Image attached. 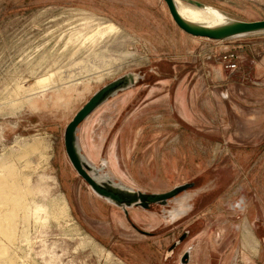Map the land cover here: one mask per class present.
Wrapping results in <instances>:
<instances>
[{"label": "rangeland", "instance_id": "obj_1", "mask_svg": "<svg viewBox=\"0 0 264 264\" xmlns=\"http://www.w3.org/2000/svg\"><path fill=\"white\" fill-rule=\"evenodd\" d=\"M200 1L234 20L264 19V0ZM86 20L119 28L100 46L80 48L69 38ZM110 54L105 67L74 68ZM52 67L73 74L30 92ZM129 71L144 75L142 84L82 123L83 151L136 189L195 184L165 206H133L127 216L78 175L63 134L97 89ZM3 180L2 195L47 213L20 210L16 240L0 233L8 250L0 264H182L187 250L189 264H264V32L194 36L164 0H0Z\"/></svg>", "mask_w": 264, "mask_h": 264}, {"label": "water", "instance_id": "obj_2", "mask_svg": "<svg viewBox=\"0 0 264 264\" xmlns=\"http://www.w3.org/2000/svg\"><path fill=\"white\" fill-rule=\"evenodd\" d=\"M164 1L166 2L175 23L182 30L194 36L213 40H225L241 35L264 32V19L253 21L231 19L218 26H208L185 19L179 13L175 0ZM185 1L198 7H204L207 4L200 0ZM143 78L144 75L140 72L129 71L102 85L75 113L73 118L66 125L63 134L66 154L78 175L86 181L95 194L122 208L127 216L128 209L133 206L141 207L143 209H149L155 204L165 206L170 200L176 198L189 188H192L195 184L194 181L185 182L164 192L136 189L115 179L106 171L107 166L105 164L96 165L83 151L80 142L82 123L112 98L136 87ZM136 228L145 235H153V232L151 231L140 229L138 227ZM185 236L186 233L180 236L178 241L173 243L168 249V252H173L174 248L185 238ZM189 261L190 251L187 250L181 257V263L189 264Z\"/></svg>", "mask_w": 264, "mask_h": 264}, {"label": "bare ground", "instance_id": "obj_3", "mask_svg": "<svg viewBox=\"0 0 264 264\" xmlns=\"http://www.w3.org/2000/svg\"><path fill=\"white\" fill-rule=\"evenodd\" d=\"M175 2L177 4V8H178L179 13L185 19H187L191 22H195V23L203 24V25H208V26H218V25L224 24V23L228 22L229 20H231V18H229L218 7L210 5V4H206V6H204V7H198V6H195L193 4L186 2L185 0H175ZM92 25L93 24H92L91 20H86L85 22L82 23L81 27L71 31V35H70L69 40H72L73 38L80 39V48H86V47H87V49L96 48L97 46H100L102 44L103 39H104L103 37H105L107 33H113L119 28V27L117 28V26H115L112 22L111 23L108 22L105 26H102L101 23H97L96 27H93ZM95 37H100L102 39L100 41H97V40L95 41ZM88 42H92L93 44L86 45V43H88ZM104 43H106V42H104ZM102 47H103V45H102ZM99 51L101 52V50H99ZM103 52H105V51H103ZM76 53H77V51H76ZM77 58H78V56H77ZM112 58H113V55L111 56V54L107 55L106 58L103 55H99V57L97 59H95V61H92L91 64L87 63L86 60H82L83 62L82 61L75 62L74 68H76V69L78 68L80 70L82 68L87 67L88 65L92 66V68L93 67L100 68L102 66L105 67L108 65V62L110 61L109 59H112ZM78 60H79V58H78ZM68 63H70V62H68ZM51 65L52 64H50V66ZM71 73L73 74V72L71 71L68 74L65 73L66 74L65 75L64 71H60L59 69H56L54 67L49 68L47 70V72H45V73L42 72L41 74L37 75V79L34 82V84L30 87L29 91L35 92V90L42 89L45 86H52V87L58 86L59 87V85L63 84L61 81H63L64 78L70 77V75H72ZM27 91L28 90L24 89V93ZM17 94H19V93H17ZM31 96H32V94H31ZM27 100H28V98H27ZM6 182H7V180H3V182L0 184V198L1 199L4 198V200H6L3 202H2V200H0V233H2L7 240L14 242L16 240V236H17V233H16L17 228H18L17 222H18L20 210H22L25 217L27 216V213L30 211L33 212L37 217L38 214H42L43 211L46 212L47 209L43 205L37 204L34 202H33V204H29L26 201H24L23 199H22L23 201H18L17 196H15V198L12 199L11 198L12 196H10V195H8V196L2 195V193H3L2 188L4 186H6V185H4V183H6ZM9 187L10 188L13 187V184H11V186H9ZM21 195H22V193H21ZM9 200H11L10 201L11 203H9ZM63 207H64L63 212H67V208L65 206H63ZM63 214H65V213H63ZM3 246H6V245H3ZM7 251L5 250V248L0 247V255H2V256L6 255L8 253ZM7 255H6V257H7Z\"/></svg>", "mask_w": 264, "mask_h": 264}, {"label": "flooded vegetation", "instance_id": "obj_4", "mask_svg": "<svg viewBox=\"0 0 264 264\" xmlns=\"http://www.w3.org/2000/svg\"><path fill=\"white\" fill-rule=\"evenodd\" d=\"M141 84H142V83L140 82L139 85H141ZM189 189H190V188H189ZM189 235H190V230L188 229V231L186 232V236H185V238H186L187 236L189 237ZM188 237H187V238H188ZM185 238H184V239H185ZM184 239L182 240L183 242L186 240V239H185V240H184ZM182 241H180V243H181ZM183 242H182V243H183ZM182 243H181V244H182ZM181 244H180V245H181Z\"/></svg>", "mask_w": 264, "mask_h": 264}, {"label": "built area", "instance_id": "obj_5", "mask_svg": "<svg viewBox=\"0 0 264 264\" xmlns=\"http://www.w3.org/2000/svg\"><path fill=\"white\" fill-rule=\"evenodd\" d=\"M236 66H237L236 62H233V63H230V64H229V67H230V68H235Z\"/></svg>", "mask_w": 264, "mask_h": 264}]
</instances>
